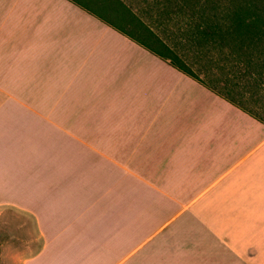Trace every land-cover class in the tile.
Instances as JSON below:
<instances>
[{"label": "crops", "instance_id": "crops-1", "mask_svg": "<svg viewBox=\"0 0 264 264\" xmlns=\"http://www.w3.org/2000/svg\"><path fill=\"white\" fill-rule=\"evenodd\" d=\"M164 5L0 0V264H264V124L128 37Z\"/></svg>", "mask_w": 264, "mask_h": 264}, {"label": "trees", "instance_id": "trees-1", "mask_svg": "<svg viewBox=\"0 0 264 264\" xmlns=\"http://www.w3.org/2000/svg\"><path fill=\"white\" fill-rule=\"evenodd\" d=\"M193 1L181 0L182 11L190 15L184 35L194 55L192 64L134 16L132 23L141 31L128 37L264 124V116L245 102L257 106L264 97V0H203L197 8Z\"/></svg>", "mask_w": 264, "mask_h": 264}, {"label": "rangeland", "instance_id": "rangeland-1", "mask_svg": "<svg viewBox=\"0 0 264 264\" xmlns=\"http://www.w3.org/2000/svg\"><path fill=\"white\" fill-rule=\"evenodd\" d=\"M197 1V2H196ZM194 0L192 6L194 8L199 7L203 4V0ZM185 7L181 6V0H165V5L163 8V11L160 13L161 18L159 16V19L157 22L155 20V23H153V20H148L149 25L155 29L154 31L156 34L166 42L170 47H172L183 59L187 61V63L192 64L194 61V55L193 52H191L187 40L185 39V32L188 30V26H190V19L188 18L190 15L187 11H182ZM200 64L204 65L205 62L201 60L199 62ZM195 71H197V67L194 66L193 68ZM200 78L202 80H207L208 78L204 75L200 74ZM219 86H221L219 84ZM260 103L256 106L252 103V100L245 99L246 105L248 108H251L254 110V112H257L264 116V97H260ZM8 223V226L6 228H17L18 224H23L22 218L15 217L12 219V217H8L5 220ZM27 226L29 227V223L26 222ZM1 224V220H0ZM5 227V225L3 226ZM9 257L5 261L8 262ZM41 264H47L45 260H40ZM50 261H48V264ZM55 264V263H53Z\"/></svg>", "mask_w": 264, "mask_h": 264}]
</instances>
